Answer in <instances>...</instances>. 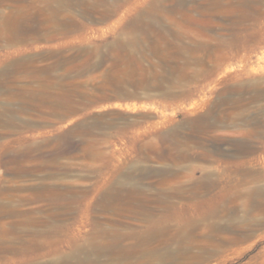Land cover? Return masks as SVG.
<instances>
[{
	"label": "rangeland",
	"instance_id": "rangeland-1",
	"mask_svg": "<svg viewBox=\"0 0 264 264\" xmlns=\"http://www.w3.org/2000/svg\"><path fill=\"white\" fill-rule=\"evenodd\" d=\"M0 264H264V0H0Z\"/></svg>",
	"mask_w": 264,
	"mask_h": 264
}]
</instances>
